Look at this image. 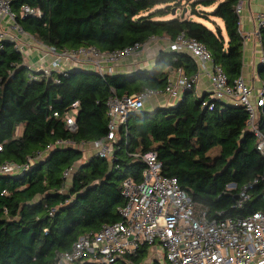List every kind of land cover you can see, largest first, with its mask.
Listing matches in <instances>:
<instances>
[{
	"label": "trees",
	"instance_id": "1",
	"mask_svg": "<svg viewBox=\"0 0 264 264\" xmlns=\"http://www.w3.org/2000/svg\"><path fill=\"white\" fill-rule=\"evenodd\" d=\"M215 1L9 0V6L24 32L57 50L94 46L113 51L151 36L174 40L183 34L206 47L233 85L243 70L238 0H220L212 12L197 9ZM23 5L40 10L41 16H22ZM194 17L218 18L223 27L211 20L212 29ZM24 58L14 42L0 38V163H29L20 173L0 174V264H56V254L80 234L119 221L116 209L125 203L122 182L142 180L141 156L150 150L161 161V174L175 177L209 218L264 210V154L247 127L248 113L239 103L209 98L207 91L198 95L190 89L172 105L131 110L111 141V157L84 159L80 145L108 132V100L163 91L171 69L192 76L197 65L189 54L162 49L150 69L112 74L70 66L45 75ZM257 75L264 86V64ZM205 100L212 109L202 105ZM74 101L79 105L71 131L64 118ZM256 126L264 135V105ZM59 139L73 145L36 158ZM214 148L218 151L210 155ZM66 169L71 170L67 177ZM252 182L249 199L238 206L240 188ZM230 183L236 187L228 190Z\"/></svg>",
	"mask_w": 264,
	"mask_h": 264
},
{
	"label": "built area",
	"instance_id": "2",
	"mask_svg": "<svg viewBox=\"0 0 264 264\" xmlns=\"http://www.w3.org/2000/svg\"><path fill=\"white\" fill-rule=\"evenodd\" d=\"M243 4L244 0H238L235 6L239 15L242 13ZM20 14L39 17L41 11L23 5ZM6 16L13 21L12 25L16 31L6 36L0 34V38L14 42L15 47L22 53L18 35L25 33L32 38L46 55L52 56L48 65L34 69L42 70L45 75L52 70L64 71L61 66L65 62L92 68L100 74H112L121 60L144 51L156 40L165 41L170 51L185 52L193 58L197 72L188 76L181 68L169 70L163 91L145 90L124 97H111L107 102V134L97 141L80 145L82 148L83 145L91 144L95 150L94 155L108 159L111 157V141L116 137V130L126 122L131 110L143 108L147 97L165 93L173 99H179L182 92L195 89L198 75L202 72L207 74L211 84L209 98L228 99L244 106L248 113L247 127L258 137L257 148L264 154V135L256 126L259 108L264 105L263 84L254 89L240 76L233 85H229L223 68L213 63L210 52L196 39L185 37L183 34L174 40L151 36L144 42H135L113 51H102L94 46L57 50L24 32L14 21L9 0H0V18ZM255 20L253 31L241 35L244 39L252 36L259 41L262 48L259 64H264V3ZM149 65L150 61L143 59L136 61L133 69L148 68ZM172 74L176 76L172 78ZM78 105L79 102L74 101L64 118L67 128L71 131L76 129L75 109ZM202 105L209 109L213 107L207 100L203 101ZM5 142L4 140L2 143ZM67 145L73 143L70 140H56L47 145L43 152H37L36 158H41L54 147ZM141 158L145 165L142 180L134 182L127 178L122 182L121 193L125 203L116 209L120 220L80 234L69 249L56 254V264H161L158 261L161 256L165 259V264H264V210L254 211L243 217L209 218L203 208L191 201L175 177L161 174L162 164L155 151L145 152ZM28 166V162L0 163V174L20 173ZM70 173V169L63 172L65 177ZM235 187L234 183L227 185L228 190ZM252 187L253 182L240 188L238 206L249 199L248 190ZM144 248L145 251H140ZM138 256L142 257L140 262Z\"/></svg>",
	"mask_w": 264,
	"mask_h": 264
},
{
	"label": "crops",
	"instance_id": "3",
	"mask_svg": "<svg viewBox=\"0 0 264 264\" xmlns=\"http://www.w3.org/2000/svg\"><path fill=\"white\" fill-rule=\"evenodd\" d=\"M264 0H244L243 10L241 13L239 30L242 35L249 34L253 31L256 20L255 16L262 10ZM13 21L10 20L7 16L0 18V34L6 36L7 34H14L15 29L12 25ZM20 45L22 47L24 62L26 65L31 68H39L44 65H48L50 58L52 56L46 55L41 46H39L32 38H30L27 34H19ZM163 37V36H162ZM243 70L242 76L246 83L250 86L255 87V82H259V87L261 86V81L257 75V69L259 65L260 53L262 51L261 45L258 40L252 38V36H247L243 41ZM162 49H168L167 43L163 40H156L155 42H151L149 46L144 50L140 51L135 55L124 58L120 61V63L116 66L115 72L127 73L133 70V64L136 61H140L143 59H147V57H151L152 59L157 56L158 52ZM48 56V57H47ZM41 57L43 62L41 61ZM153 63H150V67L153 66ZM74 66L70 63L65 62L62 66V70H66L68 67ZM176 74H172V78H174ZM258 87V88H259ZM257 89V88H254ZM196 94L200 95L203 92H210L211 84L209 78L206 73L202 72L198 75V79L195 85ZM176 99L169 97L165 93H158L152 96L147 97L144 100V107L146 109H153L159 106H169L174 104ZM86 150V149H85ZM87 152V151H86ZM89 158L95 154V150H90L87 152Z\"/></svg>",
	"mask_w": 264,
	"mask_h": 264
},
{
	"label": "rangeland",
	"instance_id": "4",
	"mask_svg": "<svg viewBox=\"0 0 264 264\" xmlns=\"http://www.w3.org/2000/svg\"><path fill=\"white\" fill-rule=\"evenodd\" d=\"M220 0H216L212 5H210V6H203V5H201V4H199L198 6H197V9H199V10H203V11H207V12H212L214 9H215V7H216V4H217V2H219ZM169 17H171V15H168V16H166L165 18H163V19H168ZM240 18H241V14H240ZM194 19L195 20H197V21H201V22H203V23H205L208 27H210V28H212L213 29V23H212V21H215V22H217L219 25H221L222 27H223V22L220 20V19H218V18H215V17H211V20H209V21H206V20H204L203 18H197V17H194ZM48 56H50V55H48ZM47 56V57H48ZM42 58L43 57H41L40 59H41V61L43 62V60H42ZM147 59L150 61V63H153L154 62V58L152 59L151 57H147ZM52 60V58H50V60H49V62ZM42 66V65H41ZM152 67V66H151ZM151 67H148L149 69L151 68ZM39 69V68H38ZM255 87L254 88H258L259 87V82H255V85H254ZM176 101H178V98L176 99ZM146 109V108H145ZM82 148L84 149V159H86L87 158V152H89L90 150H92V148H93V146L91 145V144H86V145H83L82 146ZM86 149V150H85ZM94 150V149H93ZM87 151V152H86ZM218 151V148H214L213 150H211L210 151V155H213L215 152H217ZM159 263H161V264H165V259L163 258V256H161L160 258H159Z\"/></svg>",
	"mask_w": 264,
	"mask_h": 264
},
{
	"label": "water",
	"instance_id": "5",
	"mask_svg": "<svg viewBox=\"0 0 264 264\" xmlns=\"http://www.w3.org/2000/svg\"><path fill=\"white\" fill-rule=\"evenodd\" d=\"M175 12V9L172 10V13ZM184 12H185V9L183 10V12L181 13V16H184Z\"/></svg>",
	"mask_w": 264,
	"mask_h": 264
}]
</instances>
